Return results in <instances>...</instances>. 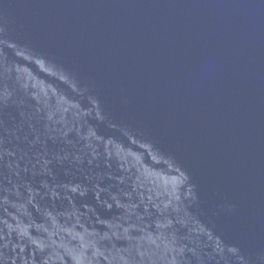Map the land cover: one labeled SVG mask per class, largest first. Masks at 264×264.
<instances>
[{
	"label": "water",
	"instance_id": "water-1",
	"mask_svg": "<svg viewBox=\"0 0 264 264\" xmlns=\"http://www.w3.org/2000/svg\"><path fill=\"white\" fill-rule=\"evenodd\" d=\"M0 264H264V0H0Z\"/></svg>",
	"mask_w": 264,
	"mask_h": 264
}]
</instances>
